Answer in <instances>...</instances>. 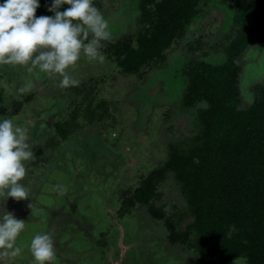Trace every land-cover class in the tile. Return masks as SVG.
<instances>
[{
    "label": "rangeland",
    "instance_id": "1",
    "mask_svg": "<svg viewBox=\"0 0 264 264\" xmlns=\"http://www.w3.org/2000/svg\"><path fill=\"white\" fill-rule=\"evenodd\" d=\"M219 1H201L198 15L191 20L184 36H179L164 51V60L149 63L137 73H121L111 54L112 48L108 49L110 42L124 36L131 37L135 43L142 0H93L109 20L111 39L102 41L100 51L105 57L102 63L82 53L80 59L66 69L79 81L78 86L61 88L60 76H49L38 66L28 72L22 65H0V120L11 119L14 126L24 128L34 153L38 149L47 151L41 138L33 136V133L39 135L41 128L32 130L44 115L43 123L48 126L56 120H66L79 108L76 120H80V127L72 134L77 141L74 146L70 140L62 141L48 157H41L37 165L26 162V175L21 183L29 190L30 198L16 201L9 197L0 205V212L4 207L17 219L25 220V229L16 241L22 251L9 259L8 264H36L28 246L35 234L50 232V227L58 236L56 240L53 238L55 244L60 241L64 243L62 251H69V256L64 253L65 262L60 264H192L194 250L183 244H169L159 227L162 220L153 218L146 208L136 206L124 217L115 215L123 198L120 191L130 188L126 195L130 194L142 174L165 161L168 145L197 132L196 121L177 113L181 112L178 98L186 87L185 82H181V77L185 80L186 77L179 69L200 56L209 55L208 52L218 54L228 36L235 33L234 11ZM67 7L62 5L60 11ZM185 37L189 38V43L199 41L198 45L189 46ZM237 61L245 70L239 82L244 107L252 102V84L264 74V48L248 47ZM89 86L94 87L92 96H96L91 107L100 100L108 103L111 115L103 120H84L88 100H83V95ZM44 124L42 132L46 129ZM96 134L99 141L92 138ZM45 135L42 133V137ZM81 140L86 142L80 143ZM96 153L100 155L94 158ZM60 186L66 190L63 194ZM158 191L161 197L156 204H163L165 214L175 218L183 207L179 186L171 175L159 185ZM75 195L78 209L73 218H66L61 214L70 209V203L64 196L72 199ZM101 205L108 214L105 219L103 214L100 216ZM87 214L91 217L89 222L82 217ZM76 222L91 227L86 229L94 237L84 232V227H75ZM140 244L144 246L146 258L141 257ZM73 250H77V254L70 253ZM51 264H59L56 256ZM230 264H242V261Z\"/></svg>",
    "mask_w": 264,
    "mask_h": 264
},
{
    "label": "trees",
    "instance_id": "2",
    "mask_svg": "<svg viewBox=\"0 0 264 264\" xmlns=\"http://www.w3.org/2000/svg\"><path fill=\"white\" fill-rule=\"evenodd\" d=\"M51 1L39 0L36 16H53L48 11ZM201 1L142 0L135 43L125 36L110 42L108 50L112 48L120 72L137 73L149 63L163 61L164 51L184 36L198 15ZM223 3L232 7L237 24L235 33L226 38L223 52H208L179 69L186 77H181L186 87L178 98L181 112L177 113L196 121L197 132L184 134L182 140L180 137L168 145L165 161L142 174L130 194L126 195L130 188L120 191L123 198L117 215L129 214L136 206L146 208L153 218L162 220L159 227L169 244H183L194 250L192 264H230L236 260L264 264V74L251 86L252 102L243 107L239 82L245 70L237 61L248 47L264 48V0L219 1ZM188 39L185 37L189 46L199 43H189ZM219 58L222 60L216 61ZM93 92L94 87L89 86L83 95V100H88L84 120L89 122L111 115L105 100L91 107L96 99ZM78 112L79 108L66 120L48 126L44 121L36 123L32 130H41L33 136L41 138L48 152L38 149L28 163L37 165L62 141L70 140L75 145L72 134L80 127ZM41 123L46 128L44 137ZM92 138L99 141L97 134ZM169 175L179 186L182 199L183 209L175 218L165 214L163 204H156L161 197L158 187Z\"/></svg>",
    "mask_w": 264,
    "mask_h": 264
},
{
    "label": "clouds",
    "instance_id": "3",
    "mask_svg": "<svg viewBox=\"0 0 264 264\" xmlns=\"http://www.w3.org/2000/svg\"><path fill=\"white\" fill-rule=\"evenodd\" d=\"M68 7L60 11L62 5ZM39 0H3L0 3V65H22L28 72L33 67L61 77L59 86H78L79 81L67 72L81 54L103 62L102 41L111 39L108 21L93 0H52L53 16H36ZM35 158L28 143L27 131L14 126L11 119L0 120V205L10 197L16 201L30 198L21 183L26 175V162ZM63 194L66 190L60 186ZM31 208V203L28 205ZM25 220L17 219L3 207L0 212V264L18 256L16 246ZM36 264H51L56 255L55 242L49 232L35 234L28 246Z\"/></svg>",
    "mask_w": 264,
    "mask_h": 264
},
{
    "label": "flooded vegetation",
    "instance_id": "4",
    "mask_svg": "<svg viewBox=\"0 0 264 264\" xmlns=\"http://www.w3.org/2000/svg\"><path fill=\"white\" fill-rule=\"evenodd\" d=\"M157 95H159V94H157ZM173 106V105H172ZM40 115H42V114H40ZM45 116V115H44ZM43 116V119H41L40 121H44V119H45V117ZM39 122V121H38ZM132 188V187H131ZM134 188H132V190H133ZM131 193V192H130ZM73 198L72 199H67V197H65L64 196V198L70 203V209H68V211L66 212V213H68V214H66L65 212L63 213L62 212V214L61 215H64L66 218H73V214H74V212H76L77 211V209H78V206L77 205H75V204H77L76 202H77V200L78 199H76V202H74L75 201V198H77L76 197V195L75 196H72ZM68 203V204H69ZM99 208H101L99 211L101 212V217H102V214L104 215V219H105V217L106 216H108V214L106 213V211H104V209L102 208V205L99 207ZM103 209V210H102ZM119 209H120V206H119V208L117 209V211H116V215L115 216H118L117 214H118V211H119ZM66 214V215H65ZM86 214V213H85ZM71 215V216H70ZM126 215V214H125ZM125 215H123L122 217H124ZM83 217V219L86 221V222H89V221H91V217L89 216V214H87L86 216L85 215H83L82 216ZM62 219L63 220V218L61 217V216H59V219ZM65 218V219H66ZM64 221V220H63ZM77 224H75V227H77V226H82V227H84L85 228V230H84V232H88L89 234H90V236L91 237H94V235L92 234V233H90L89 232V229H86V228H91V227H89V226H87V225H79L78 224V222H76ZM93 225V224H92ZM50 229V234L53 236V238L56 240L57 238H58V236H56V232L54 231V229L52 228V227H50L49 228ZM65 230V229H64ZM76 232L77 233H80V230H78V229H76ZM89 234H87V236H89ZM81 236H83V237H85L84 235H81ZM89 236V237H90ZM61 242L60 241H57V243L55 244V249H56V257H57V259H58V261H59V264L61 263V261H64V259H62V258H65V255H64V253L67 255V256H69V251H62V249H63V246H64V243L63 244H60ZM143 243H145V242H143ZM71 244L73 245V241L71 242ZM72 245H70V247H72ZM95 245H97V244H95ZM94 245V246H95ZM99 245V247H100V250H101V245L100 244H98ZM74 246H75V242H74ZM138 246H139V244H138ZM143 248H144V246H141V244H140V247H139V249H140V254H141V257H143V258H146V253H144L145 251H143ZM97 252H100V251H98V250H96ZM60 252V255L58 254ZM73 252H75L76 254H77V250H73L72 252H70V253H73ZM99 257V256H98ZM100 258V257H99ZM66 260V259H65ZM67 261H70V260H67ZM78 261V260H77ZM77 261H75V262H77ZM65 262V261H64Z\"/></svg>",
    "mask_w": 264,
    "mask_h": 264
}]
</instances>
